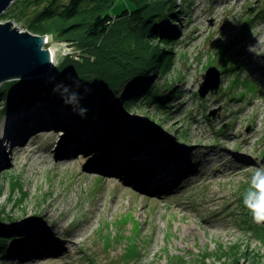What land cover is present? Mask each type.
<instances>
[{
    "label": "rangeland",
    "instance_id": "rangeland-1",
    "mask_svg": "<svg viewBox=\"0 0 264 264\" xmlns=\"http://www.w3.org/2000/svg\"><path fill=\"white\" fill-rule=\"evenodd\" d=\"M169 1L175 19L163 28L175 34L171 44H160L163 62L151 73L169 108L138 100L127 111L133 150L106 146L111 126L98 122L84 127L89 133L81 141H87L79 145L100 139V150L79 147L67 158L56 157L54 149L73 143L81 131L67 127L74 119L81 123L73 108L55 99L12 113L0 101V136L8 116L35 126L11 154L0 152V226L8 231L1 235L13 248L0 255V264H264V224L255 223L243 204L252 168L264 165L258 60L264 55V0ZM130 6L120 0L109 15ZM5 11L0 23L11 20ZM58 47L73 60L85 54L72 45ZM210 68L222 73L221 85L201 97L202 75ZM154 125L171 143L148 140ZM93 130L103 138L89 135ZM146 148L163 150L175 162L174 186L155 178L143 185L157 194L131 184L139 183L135 175L144 169L128 152Z\"/></svg>",
    "mask_w": 264,
    "mask_h": 264
},
{
    "label": "trees",
    "instance_id": "trees-1",
    "mask_svg": "<svg viewBox=\"0 0 264 264\" xmlns=\"http://www.w3.org/2000/svg\"><path fill=\"white\" fill-rule=\"evenodd\" d=\"M118 1H14L5 11L11 20H25V28L29 31L51 34L85 54H80L79 60H62L55 69L57 80L51 83L38 82L25 87L17 82L1 85L0 101L5 102L6 111L16 113L39 102L54 103L55 99L64 104L60 95L53 91L55 84L63 82L73 86L78 80L81 87L77 91L83 97L80 104L88 109L85 117L80 116L82 128L93 129L98 122H104L111 126V132L104 137L106 146L121 145V140L135 145V134L126 119V109L138 100L160 110L169 108L166 105L168 95L152 86L151 73L163 62L164 49L160 44L168 46L172 43L170 39L175 33L163 27L166 21L175 19V13L169 0H126L130 7L119 15H109ZM163 66L167 71L169 65ZM85 88L90 89L87 94ZM112 98L115 103L110 105L108 102ZM96 104L98 111L92 110ZM91 135L95 139L103 138L99 136L101 134L96 136L94 130ZM124 157L128 159L126 155ZM3 232L8 231L0 226L1 256L13 251L6 245L8 239L1 235Z\"/></svg>",
    "mask_w": 264,
    "mask_h": 264
},
{
    "label": "water",
    "instance_id": "water-1",
    "mask_svg": "<svg viewBox=\"0 0 264 264\" xmlns=\"http://www.w3.org/2000/svg\"><path fill=\"white\" fill-rule=\"evenodd\" d=\"M14 1L0 0V14ZM49 35L51 34L33 33L12 23V20L0 23V87L7 82H17L25 87L33 83H51L57 80L55 72L57 65L71 56L60 50L61 47H58V45L68 46L66 42L58 41L55 38L54 41H45ZM53 44L58 48L53 47ZM58 50H60L61 56L56 60L54 55ZM71 59L73 58L71 57ZM221 75L222 73L217 68H210L205 72L202 75L203 82L198 89L199 95L205 97L208 93L216 94L221 85ZM108 103L112 104L111 101ZM128 110L126 109V114ZM150 129L148 140L154 143L156 141L158 143H171L170 138L160 126L155 127L154 125ZM261 161L264 163V156Z\"/></svg>",
    "mask_w": 264,
    "mask_h": 264
},
{
    "label": "bare ground",
    "instance_id": "bare-ground-1",
    "mask_svg": "<svg viewBox=\"0 0 264 264\" xmlns=\"http://www.w3.org/2000/svg\"><path fill=\"white\" fill-rule=\"evenodd\" d=\"M60 54H61V52H60V50H58V52L54 55L56 60L58 59L59 56H61ZM263 58H264V55H261L260 59H258L260 61L262 60L263 66L259 67L262 75H264V59ZM62 117H65V116H62ZM12 118H14V117L8 116L5 120V125H4L5 127L2 130L3 135L0 136V152L1 153L2 152L6 153L8 151L11 154V150L13 149V147L17 146L16 141L20 140L22 137H25L26 134H28L29 132H31L35 128V126H33V125H21L20 124L21 120L16 121V123H13V121H15V119L13 120ZM67 127H70L73 130L72 131L73 133H75L76 129H78V130L81 129V131L79 130V134H78L79 136H76V139H75V141H73V143H71L72 140H70V142L67 143L66 145H62L63 142L60 143V145H62V147L58 146L54 149V151H53L54 156L67 158L70 156V154L73 153V151L75 149H78L79 147H82L84 149L83 152H93V151H98L101 149L100 139L94 140L93 143H88L87 148L85 147V145L84 146L79 145V144H82L83 142L85 143V141H87L86 139L81 141V138L86 137V136L88 137V135L86 133H89V132H87L86 128H82L81 123H80V125H79L78 121L76 123V119L70 121V123H67ZM89 135H91V134H89ZM135 142H136V138H135ZM151 143H154V142H151ZM50 145H51V147L54 146L53 143H51ZM119 147H117V148H119V149H123L124 147L125 148L126 147H132L133 148L134 145L129 143L127 140H125V142L122 143L121 146H119ZM153 149L154 148H146L143 150L136 151L139 153L137 156L134 155L136 152H131L130 158L131 159L134 158L135 162L134 161L133 162L137 163V167H140L139 166V163H140L144 169L143 174H141V172H140V173H138V175H135L133 172V174L137 177V181H139V183L135 182L136 184L135 183H131V184H133L134 186H138V188L139 187L141 188L147 181L154 180V178H155V180H159L160 182L167 181L166 182L167 185H163V186H166V187L174 186L175 183H172V181L175 178V176L173 177V173H174V168H173L174 166L173 165L175 164V162H173L172 160H170L168 158H165L161 153L163 150L161 152L160 151L157 152V151H152ZM187 156H188V154H187ZM166 157H167V155H166ZM109 163H112L113 165L117 164L115 162V160H113L111 158L109 159ZM159 163L161 164L160 167H158ZM128 167H132V166H128ZM154 171H155V173H154ZM163 186H162V189H163ZM143 187H144L145 192L149 191V193L153 192V194H157V191H155L156 189L152 190V189H150V187H145V186H143ZM161 192H163V191H161ZM25 233H26L25 229H23V231L20 233V236H22V237L25 236L26 235ZM56 252H53V253H56ZM58 253L59 252H57V254ZM58 257H60V256H58ZM55 258H57V256Z\"/></svg>",
    "mask_w": 264,
    "mask_h": 264
},
{
    "label": "clouds",
    "instance_id": "clouds-1",
    "mask_svg": "<svg viewBox=\"0 0 264 264\" xmlns=\"http://www.w3.org/2000/svg\"><path fill=\"white\" fill-rule=\"evenodd\" d=\"M45 41H54V37L49 35ZM253 48L250 49V51ZM43 51V48L41 49ZM69 53L76 52L75 48H69ZM81 87L80 82L74 81L73 86L63 82L55 84L53 91L60 95L65 105L71 106L73 111L82 118L86 116L87 108L81 106L80 101L83 98L77 91ZM90 89L85 88L87 94ZM250 187L243 196L244 207L249 210L253 221L257 224H264V165L252 168Z\"/></svg>",
    "mask_w": 264,
    "mask_h": 264
}]
</instances>
